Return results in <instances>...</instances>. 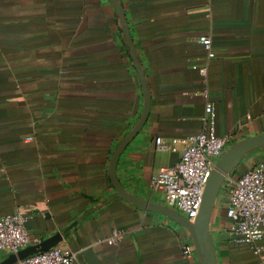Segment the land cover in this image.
<instances>
[{
  "label": "crops",
  "instance_id": "crops-1",
  "mask_svg": "<svg viewBox=\"0 0 264 264\" xmlns=\"http://www.w3.org/2000/svg\"><path fill=\"white\" fill-rule=\"evenodd\" d=\"M118 1L151 101L115 174L127 193L167 208L152 178L175 166L187 140L204 130L207 104L229 146L264 134V0ZM142 110L108 0H0V217H27L38 242L59 234L56 246L75 255L73 264H93L87 251L95 264H198L177 223L117 198L108 177L111 156ZM156 137L180 140L176 152H157ZM258 164L264 148L228 177ZM227 203L224 187L210 224L218 264H264V250L232 242ZM114 232L122 238L109 245Z\"/></svg>",
  "mask_w": 264,
  "mask_h": 264
},
{
  "label": "built area",
  "instance_id": "built-area-1",
  "mask_svg": "<svg viewBox=\"0 0 264 264\" xmlns=\"http://www.w3.org/2000/svg\"><path fill=\"white\" fill-rule=\"evenodd\" d=\"M199 42L210 53L211 42L200 38ZM212 57V54H209ZM206 75V67L199 69ZM214 108L207 104L204 111V130L187 140L175 166L161 169L152 178V186L161 193L165 206L176 211L188 221L195 219L204 187L216 162L230 144L228 137L216 135ZM180 140L165 142L154 139L155 150L159 153H175ZM227 187L228 203L225 210L229 220L228 235L236 245L245 246L254 254L264 250V165L258 164L235 180L227 177L222 189ZM28 218L21 214L0 217V255L18 252L38 242L32 239L26 228ZM122 232H114L107 243L116 245ZM192 249L186 248L185 253ZM75 255L62 245L43 253H37L16 264H73Z\"/></svg>",
  "mask_w": 264,
  "mask_h": 264
},
{
  "label": "water",
  "instance_id": "water-1",
  "mask_svg": "<svg viewBox=\"0 0 264 264\" xmlns=\"http://www.w3.org/2000/svg\"><path fill=\"white\" fill-rule=\"evenodd\" d=\"M108 2L118 18L124 40L128 48L129 58L131 59L137 72L143 95V110L138 122L118 145L109 160L108 177L115 190V196L138 208H142L146 211L157 212L172 219L189 235L198 264H218L210 235V224L215 213L219 193L226 178L239 166L244 157L256 150L264 148V134L242 139L229 146V148L222 154L211 171L210 177L204 187L200 206L193 222L188 221L185 217L173 212L170 209L153 204L127 193L119 183L115 174V169L119 157L144 126L149 114L151 97L144 73L136 56V50L128 31L123 8L118 0H108ZM60 241L61 236L57 234L36 245H30L16 253L5 256L0 264H16L17 262L23 261L24 259L37 253L48 251L49 249L55 247ZM83 255L86 256V258H88L93 264L96 263L91 251L83 252Z\"/></svg>",
  "mask_w": 264,
  "mask_h": 264
},
{
  "label": "rangeland",
  "instance_id": "rangeland-1",
  "mask_svg": "<svg viewBox=\"0 0 264 264\" xmlns=\"http://www.w3.org/2000/svg\"><path fill=\"white\" fill-rule=\"evenodd\" d=\"M221 190H222V189H221ZM226 190H227V187H225V192H227Z\"/></svg>",
  "mask_w": 264,
  "mask_h": 264
}]
</instances>
